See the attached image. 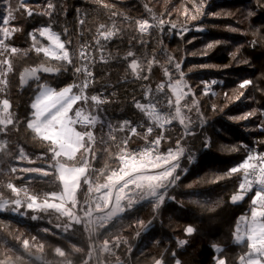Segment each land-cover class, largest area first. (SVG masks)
I'll return each instance as SVG.
<instances>
[{"label":"trees","instance_id":"1","mask_svg":"<svg viewBox=\"0 0 264 264\" xmlns=\"http://www.w3.org/2000/svg\"><path fill=\"white\" fill-rule=\"evenodd\" d=\"M54 2L57 9L51 18L37 14L27 17L23 10L17 12V19L10 21L9 26L20 28L21 31L8 43L27 50L31 44L28 33L51 23L53 30L60 33L63 40L71 41L67 47L73 54L75 64L80 63V46H92L95 58L92 66L94 83L88 93L103 94L110 98L107 104L112 113L109 121L113 125L124 120L134 124L146 123L143 114L133 106L134 97L146 102L143 100L144 85H150L154 90L158 84L165 83L164 92L157 96V99L162 100L158 107L163 112L170 111L166 107V99H163L171 96L164 68H169L175 74V69L167 63V57L172 56L182 62L185 80L193 87L204 123H200L201 117L193 109L186 114L193 121L191 127L195 135L185 136L183 127L175 121L167 126L164 133L168 139L161 141L162 152L174 149L177 140L186 149L180 161L181 179L168 193L174 199H166L159 209H154L151 201H142L91 237L82 226L63 231L58 226L63 223V218L58 219V214L51 210L33 212L25 207L18 212L0 211V261L6 257L16 259L17 255H23L24 261L21 263L24 264H156L158 259H163L165 264H175L176 259L181 264H215V257L223 256L227 264H239V257L247 248L235 243L233 233L239 218L250 215L254 192H249L243 201L233 204L230 197L236 192L242 176L235 174L217 183L212 180L240 164L248 155L247 149L264 153V128L261 127L264 124V0H204V15L195 21L187 20L182 15L185 7L192 10L191 0H104L114 6L111 9L96 4L94 0ZM17 3L18 0H11L13 8ZM27 4L36 13L45 8L47 0H27ZM145 5L158 17L162 15L166 24L163 32L157 28L151 29V35L144 36V43L141 44L134 39L137 35L134 21L150 18ZM5 8V0H0V15H6ZM112 12L118 15L112 16ZM80 19L84 20L83 25L79 23ZM167 22L176 23L177 28L171 29ZM113 23L121 31L111 42L101 41L103 56L107 60L105 63L101 60V52L96 50L95 38L101 24L111 26ZM185 27L188 31L181 37L180 30ZM198 27H202L203 31H197ZM216 41L219 43L215 47L206 49L209 43ZM42 42L48 43L43 39ZM129 50L142 61L152 57L159 61L154 64L147 81L134 80L130 70H127L132 58L126 61L123 57ZM206 50L207 55H204ZM11 60L13 72L8 76V88L0 93V99L7 98L10 101L17 122L0 134L2 143L6 142L7 145L0 153V196L6 200L16 198L7 188L9 182L17 187H26L30 193L40 196L59 192L60 185L54 175L43 177L19 171L21 167L47 168L45 164L50 158L46 144L34 139L26 127L32 111L30 105L38 91V88H33L37 82L30 83L26 88L19 86L22 70L38 65L43 61V56L28 52L26 55L17 54ZM200 65L213 67L201 68ZM75 78L72 66H68L67 71L57 76L42 75L41 82L59 88ZM211 80L218 82L213 86L216 95L205 96L202 94L201 81ZM244 80H251L252 84L246 89H239V84ZM240 91L244 95L236 100L234 97ZM113 92L115 96L111 95ZM225 93L228 94L227 98ZM191 99L188 97L189 101ZM213 105L216 111H213ZM249 111H255L256 115L247 120L235 119ZM95 131L97 155L92 167L99 169L104 167L108 157L99 142V131ZM159 131L156 129L149 139L159 134ZM115 134L122 138L127 132ZM128 146L133 150L141 149L145 141L134 136ZM234 147L239 150L232 151ZM21 149L36 163L20 161L18 157ZM112 150H115L114 147ZM42 154L44 160H38L37 157ZM13 167L17 169L15 173L11 171ZM86 188V185L83 186L78 194L80 200H83ZM210 208H214V211H209ZM33 215L37 219H31ZM189 225L197 231L191 237H185L184 229ZM116 236L121 240L119 247L110 244L111 251H101L103 240L111 241ZM24 239L29 240L30 245H44L42 252H37L35 246L31 249L33 255L41 257V261L29 257L23 251ZM179 239H187L189 243L180 248L176 243ZM213 245L223 251L217 253ZM57 247L65 252L64 257L55 253ZM172 252L176 253L175 257L171 255Z\"/></svg>","mask_w":264,"mask_h":264},{"label":"snow or ice","instance_id":"2","mask_svg":"<svg viewBox=\"0 0 264 264\" xmlns=\"http://www.w3.org/2000/svg\"><path fill=\"white\" fill-rule=\"evenodd\" d=\"M94 2L106 9L114 7L105 3L104 0H94ZM5 3L6 15H0V21H2L0 24V93L8 88V76L13 72L11 57L20 53L26 55L28 52L43 56L41 63L24 69L19 78L21 86L27 85L29 81L37 82L38 91L30 105L32 111L26 127L31 131L34 139L46 144L50 158L46 161L47 168L21 167L19 171L35 173L43 177L54 175L61 190L40 196L30 193L26 187H17L9 182L7 188L16 198L6 200L0 196V211L18 212L25 207L33 212L51 210L58 214V219L63 218V223L58 225L63 231L68 232L76 226H82L91 237L97 234L99 229L106 228L116 217L131 210L134 205L142 201H151L154 209H159L166 199H174L168 193L169 189L181 179L180 161L186 149L181 141L177 140L174 149L169 148L166 152H162L160 150L161 141L168 139L164 133L167 131V126L175 121L183 127L185 136L195 135L191 127L193 121L186 114L192 112L193 109L200 115V123H204L203 116L199 113L198 100L193 87L185 80V73L181 68L182 62L168 56L167 63L175 69V74L169 68H164L167 89L171 96H165L163 99H166V107L170 111L163 112L158 107L162 100L157 99V96L164 92L165 83L158 84L154 90L150 85H144L143 100L146 102L136 100L134 97L133 106L143 114L146 123L134 124L132 121L124 120L118 125H113L101 115L104 111L102 105L109 103L110 98L103 94L90 95L88 93V89L94 83L92 66L95 58L92 55V46L87 44L80 46L78 53L80 63L75 64L73 54L67 47L71 41L63 40L61 34L53 30L51 23L34 28L28 33L31 44L27 50L8 43L17 32L21 31L20 28L9 26L10 21L17 19V12L23 10L27 17L37 14L51 18L57 9L54 0H47L45 8L36 13L28 6L27 0H18L15 8L11 0H5ZM191 3L192 10L185 7L182 15L186 16L187 20L195 21L204 15V0H191ZM145 8L150 18L134 21L137 33L134 39L141 44L144 43V36L151 35V29L157 28L163 32L166 24L162 15L158 17L147 5ZM111 15L116 16L118 13L112 12ZM79 23L83 25L84 20L80 19ZM167 23H170L171 29L177 28L176 23ZM196 30L203 31V28L198 27ZM120 31L115 23L111 26L101 24L97 29L96 50L101 52V60L105 63L107 60L103 56L104 49L101 41L111 42L119 36ZM186 31H188L186 27L180 30L181 37ZM65 34H67V29H65ZM41 38L48 43L44 44ZM218 43L219 41L209 43L206 49H212ZM203 54L207 55V50ZM129 58L132 59L127 64V70H130V75L134 80L147 81L154 64L159 63L155 57L142 61L131 50L123 57L126 61ZM233 58H235V53H233ZM53 61L55 63H52ZM68 66H72L76 77L71 83L57 88L41 82V73L58 75L62 71H67ZM199 67L213 66L200 65ZM217 83L216 80L201 81L202 94L216 95L213 86ZM251 84V80H244L239 84V89H246ZM111 95L115 96V92ZM243 95V91H240L234 98L239 100ZM225 96L227 98L228 94L225 93ZM188 97H192L191 101ZM11 108L12 105L7 98L0 99V132H6L8 126H15L17 122ZM213 111H216L215 105H213ZM255 115V111H249L235 119L247 120ZM98 125L101 129L99 142L104 146L103 151L107 153L108 159L104 167L95 169L92 167V161L97 155L95 130ZM261 127L264 128V124ZM138 129H143V131H138ZM156 129L160 130L159 134L149 139ZM125 131L127 135L122 138H118L115 134ZM134 136L145 141L143 148L136 150L129 148V141ZM207 146L205 142V147ZM6 147V142L0 143V150ZM231 150L238 151L239 149L234 147ZM247 151L248 155L240 164L229 169L224 175L214 177L212 182L217 183L235 174L242 176L236 192L230 197V202L233 204L243 201L255 188L254 195L251 197L250 217L241 216L239 218L233 236L236 244L247 248V251L239 257V264H264V153H257L252 149H247ZM18 159L30 164L36 163V160L28 157L23 149L20 150ZM37 159L43 161L44 155L42 154ZM191 159L190 155L189 160ZM11 171L15 173L17 169L13 167ZM85 185L87 186L86 192L83 200H80L78 194ZM209 211H214V208H210ZM31 219L35 220L37 216L33 215ZM140 223L143 224L142 221ZM196 231L195 227L189 225L184 229V235L191 237ZM120 242L119 236L113 237L111 241L104 239L101 251L109 252L111 251L110 244L119 247ZM176 243L178 247L183 248L189 241L179 239ZM33 246L36 247L37 252H42L44 249L42 243L30 245L29 240L22 241L23 251L29 257L33 255L31 251ZM213 247L217 253L223 251L219 246L213 245ZM55 253L59 257L66 255L59 247L55 249ZM171 255L175 257L176 253L172 252ZM89 257H91V252ZM16 259L24 261L23 255H17ZM36 259H41V257H36ZM0 264H6V262L0 261ZM156 264H165V262L163 259H158ZM175 264H181V261L176 259ZM215 264H227L226 257L216 256Z\"/></svg>","mask_w":264,"mask_h":264},{"label":"crops","instance_id":"3","mask_svg":"<svg viewBox=\"0 0 264 264\" xmlns=\"http://www.w3.org/2000/svg\"><path fill=\"white\" fill-rule=\"evenodd\" d=\"M103 109H105V111L101 114L102 115V118L103 119H106L107 121H109V119L111 118V111H110V108L108 107V104H105L103 107ZM105 112H109V115L106 116L104 113ZM98 131H99V134L101 135V129H100V126L98 125L97 128H96ZM106 131V130H105ZM253 192H255V188L253 189ZM247 217H250V215H248Z\"/></svg>","mask_w":264,"mask_h":264},{"label":"water","instance_id":"4","mask_svg":"<svg viewBox=\"0 0 264 264\" xmlns=\"http://www.w3.org/2000/svg\"><path fill=\"white\" fill-rule=\"evenodd\" d=\"M24 69H26V68H24ZM23 69V70H24ZM23 70H22V72H23ZM41 76L42 75H45V76H57V75H54V74H48V73H41L40 74ZM32 82H34V81H29V83L27 84V85H24V86H21V84H20V79H19V86L21 87V88H26L30 83H32ZM34 88V90H37V86H34L33 87ZM45 165H47V164H45ZM36 257H40L39 255H32L31 256V258H33V259H35V260H37V261H41V259H36Z\"/></svg>","mask_w":264,"mask_h":264},{"label":"rangeland","instance_id":"5","mask_svg":"<svg viewBox=\"0 0 264 264\" xmlns=\"http://www.w3.org/2000/svg\"><path fill=\"white\" fill-rule=\"evenodd\" d=\"M6 258H8L6 260ZM4 258L2 261H5L6 264H24V263H21V261H17V259H14V258H11V257H6Z\"/></svg>","mask_w":264,"mask_h":264},{"label":"bare ground","instance_id":"6","mask_svg":"<svg viewBox=\"0 0 264 264\" xmlns=\"http://www.w3.org/2000/svg\"><path fill=\"white\" fill-rule=\"evenodd\" d=\"M108 107H109V105H108ZM103 110L105 111V109H103ZM104 111H103V112H104ZM103 112H102V113H103ZM104 114H105L106 116H108V115H109V112H105ZM7 259H8V258H6V260H7Z\"/></svg>","mask_w":264,"mask_h":264},{"label":"built area","instance_id":"7","mask_svg":"<svg viewBox=\"0 0 264 264\" xmlns=\"http://www.w3.org/2000/svg\"><path fill=\"white\" fill-rule=\"evenodd\" d=\"M0 134H1V132H0ZM0 143H2L1 138H0ZM1 152H3V150H0V153H1Z\"/></svg>","mask_w":264,"mask_h":264}]
</instances>
